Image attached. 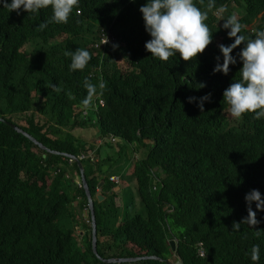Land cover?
<instances>
[{"label": "trees", "instance_id": "trees-1", "mask_svg": "<svg viewBox=\"0 0 264 264\" xmlns=\"http://www.w3.org/2000/svg\"><path fill=\"white\" fill-rule=\"evenodd\" d=\"M146 2L79 0L66 24L52 21L51 7L10 12L0 3V118L7 122L0 121V264H264V210L253 202L258 224L243 222L246 195L258 190L264 199V118L245 114L232 122L223 98L240 80L244 45L233 49L227 75L214 72L223 64L219 46L234 43L223 27L228 8H241L240 34L255 39L264 31V0H215L226 9L220 17L216 8L208 11V0H194L208 12L213 35L190 62L178 54L164 62L146 51L151 37L139 11ZM102 36L110 42L102 45ZM77 49L91 56L82 71L65 56ZM86 80L97 86L89 107ZM93 121L100 146L74 134ZM64 154L85 155L97 254L81 171ZM129 172L135 191L114 192L109 178ZM233 223H241L238 231Z\"/></svg>", "mask_w": 264, "mask_h": 264}, {"label": "clouds", "instance_id": "clouds-1", "mask_svg": "<svg viewBox=\"0 0 264 264\" xmlns=\"http://www.w3.org/2000/svg\"><path fill=\"white\" fill-rule=\"evenodd\" d=\"M203 2V0H201ZM3 7L10 12L23 9L26 13H37L41 9H52V21L58 24H66L74 9L78 8L79 0H0ZM216 8L215 0H208L207 9ZM142 13L145 29L151 39L146 42L145 49L152 57L167 62L171 57L179 55L184 62H190L199 54H202L212 42L213 33L209 29L206 20L207 11H201L194 0H147L139 9ZM226 9L221 6L216 8V14L222 16ZM40 29L47 27L42 23ZM223 27L229 29L228 37L234 38L230 46L220 45L219 50L223 56V64H217L214 72L227 75L229 65L235 64L236 59L231 55L233 49L244 45L239 58L242 61L240 80L233 82L223 92L224 101L229 106L231 117L239 120L245 114H254L255 119L264 118V31H258L255 39H248L241 35L245 25L241 24L235 15L230 16ZM245 41H247L245 43ZM108 40L105 37L104 43ZM65 56H71L72 70H83L89 63L91 56L87 50L77 49L75 52H65ZM87 97L83 101L86 107L91 106L93 97L97 94V86L85 81ZM201 88L203 84L199 85ZM106 83L101 81L99 88L102 90ZM55 91H60L55 88ZM209 97L201 98L198 107L203 111V101ZM194 98H190L192 101ZM247 218L243 221L249 226L258 224L256 212L252 210V203L257 211L264 210V199L258 190H252L245 197ZM241 223H233L232 230L238 231ZM260 249L254 245L251 250L253 261L259 260Z\"/></svg>", "mask_w": 264, "mask_h": 264}, {"label": "water", "instance_id": "water-1", "mask_svg": "<svg viewBox=\"0 0 264 264\" xmlns=\"http://www.w3.org/2000/svg\"><path fill=\"white\" fill-rule=\"evenodd\" d=\"M0 121L1 122H5V120H3L2 118H0ZM5 123H7V122H5ZM10 126H12L18 132H20V133L24 134L25 136H27L31 141H33L36 145H38L43 150H47L42 144H40L36 139H34L30 135H28L23 130L19 129L18 127H16L15 125H12V124H10ZM47 151L50 152L49 150H47ZM54 153L59 154L57 152H54ZM64 156L69 157L71 159H74L77 162V164L79 166V169L81 171V179H82V183H83V186H84V190L86 192V195H87V198H88V201H89V208H90V213H91V217H92L93 250H94V253L97 254V223H96V218H95V207H94V202H93L92 195H91V192H90V189H89V185H88V183L86 181V178H85L83 164H82V162L78 158H75V157L70 156V155H67V154H64ZM101 187H102V184H99V189ZM97 199H98V201L101 202V201L104 200V196L97 195ZM169 243H170V245L172 247L173 252H176V243H175V241L171 239L169 241ZM154 257L155 258H158L156 256H153V258ZM124 261H127V260H117V259H114V260H106L105 263H116V264H120V263H122ZM165 261L167 262V264H183V262L180 259L173 261L171 258H169V259H166Z\"/></svg>", "mask_w": 264, "mask_h": 264}, {"label": "rangeland", "instance_id": "rangeland-1", "mask_svg": "<svg viewBox=\"0 0 264 264\" xmlns=\"http://www.w3.org/2000/svg\"><path fill=\"white\" fill-rule=\"evenodd\" d=\"M228 10H229V14L231 16L235 15L237 18L239 17V14H241V8L237 7L235 3L232 4L228 8ZM218 16L220 17V15H218ZM230 121L234 122V121H236V119L231 117V115H230ZM93 123L94 124L89 126L88 129H83V128L78 129V130L74 131V134H75V136H84L87 143H95V146H100L101 145L100 143H102V141L100 140L98 127H97L96 121H93ZM109 179H110L112 184H115V187L120 185L122 182L120 176H118V175H112ZM76 180H77V183H80V179H76ZM100 184L104 185V182L101 181ZM99 196H101V195H99Z\"/></svg>", "mask_w": 264, "mask_h": 264}, {"label": "crops", "instance_id": "crops-1", "mask_svg": "<svg viewBox=\"0 0 264 264\" xmlns=\"http://www.w3.org/2000/svg\"><path fill=\"white\" fill-rule=\"evenodd\" d=\"M86 141V140H85ZM89 145H95V143H88ZM92 153V151H89V154H91ZM119 176V175H118ZM120 178H121V180H122V182H121V184L120 185H118V186H116L115 188H114V192H122V191H125L126 189H128V188H131V189H133L134 191H135V180H134V177L132 176V174H131V172H129V173H126V174H124V175H122V176H120ZM115 185V184H114ZM102 187H103V185H102ZM102 187L98 190V193H97V195H101V196H104V200H105V195H104V192H103V190H102ZM103 200V201H104ZM118 202H120V199H118ZM123 205V200L119 203V206L120 205Z\"/></svg>", "mask_w": 264, "mask_h": 264}, {"label": "built area", "instance_id": "built-area-1", "mask_svg": "<svg viewBox=\"0 0 264 264\" xmlns=\"http://www.w3.org/2000/svg\"><path fill=\"white\" fill-rule=\"evenodd\" d=\"M105 37H107V36H102V41H101V44L102 45H106V44H103L104 43V40H105ZM107 40H108V43L110 42V39L109 38H107ZM107 43V44H108ZM96 48H99L100 47V44H95L94 45ZM104 101L103 100H101L100 101V106L101 107H103L104 106ZM89 116V111L88 110H85L83 113H82V117L84 118V119H86L87 117ZM110 142L111 143H116V138H114L113 136H111L110 138ZM91 155H93V154H91ZM83 158H85V155H82L81 157H80V159H83ZM79 159V160H80ZM78 185L81 187V182L80 183H78Z\"/></svg>", "mask_w": 264, "mask_h": 264}]
</instances>
